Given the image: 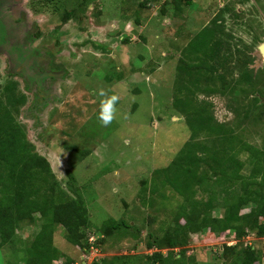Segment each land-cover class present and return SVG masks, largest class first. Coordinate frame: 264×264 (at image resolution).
<instances>
[{"label":"rangeland","instance_id":"374dc122","mask_svg":"<svg viewBox=\"0 0 264 264\" xmlns=\"http://www.w3.org/2000/svg\"><path fill=\"white\" fill-rule=\"evenodd\" d=\"M142 2L0 3V89L12 81L26 94L18 108L11 109L29 141L50 160L60 182L56 195L64 190L73 197L81 195L90 212L85 250L71 244L64 226L55 224L53 241L61 252L55 264L68 257L75 264H93L118 254H148V231L172 224L182 198L172 187L161 186L164 175L157 170L171 166L191 135L184 116L173 106L177 86L185 81L181 58L188 42L223 8L231 36L226 40L233 52L229 62L241 72H251L248 83L257 84L259 92L250 97L239 94L243 102L216 93L197 97L212 104L210 111L226 128L264 149V58L259 50L264 42V0H196L180 9L170 0H148L145 6ZM99 89L119 97L108 126L98 120ZM256 96L260 105L251 107L248 102ZM198 138L213 141L204 132ZM238 155L247 159V153ZM155 187L162 192L153 195ZM208 197V192L198 190L196 198ZM110 217L124 219L134 227L130 232L142 233L104 234L101 227ZM41 221L37 217L17 230L18 243L0 249V264H22L23 249L40 231ZM244 240L264 246V240L254 236ZM220 242L207 232L193 235L190 252L200 262L222 264Z\"/></svg>","mask_w":264,"mask_h":264},{"label":"trees","instance_id":"16d2710c","mask_svg":"<svg viewBox=\"0 0 264 264\" xmlns=\"http://www.w3.org/2000/svg\"><path fill=\"white\" fill-rule=\"evenodd\" d=\"M170 1L180 9L196 0ZM221 11L188 42L183 51L186 57L181 58L185 81L177 86L173 106L184 116L191 135L171 166L157 170L164 175L161 186L172 187L182 198L173 214L169 212L172 224L164 230L148 231L150 253L118 254L93 264H208L200 262L189 248L193 235L204 232L221 241L217 247L224 259L222 264H264V246L244 243L249 235L264 240V149L245 142L236 129L226 128L210 111L212 104L197 97L198 93H216L243 102L239 94L250 97L259 92L257 84L248 83L252 73H242L229 62L233 52L225 29L227 8ZM18 89L17 82L12 81L0 89V249L18 243L17 230L42 217L40 231L23 249L22 264H55L61 257L53 241L55 224L64 226L71 244L85 250L89 248L90 234L85 229L90 226V212L81 195L73 197L66 190L56 195L60 182L50 160L29 141L11 109H17L27 97ZM254 98L248 103L258 107L260 97ZM243 109L247 110L241 105ZM203 132L213 141L200 140ZM243 152L247 159L241 160L238 154ZM244 167L249 169L244 171ZM199 189L208 192L207 200L196 198ZM160 191L161 187H155L151 193ZM245 208L249 211L242 213ZM133 228L126 220L113 217L101 227L104 234L114 230L124 235ZM138 233L142 229H136L133 236L138 237ZM233 240L235 243L228 244ZM63 264L75 261L68 257Z\"/></svg>","mask_w":264,"mask_h":264},{"label":"clouds","instance_id":"9594fccd","mask_svg":"<svg viewBox=\"0 0 264 264\" xmlns=\"http://www.w3.org/2000/svg\"><path fill=\"white\" fill-rule=\"evenodd\" d=\"M97 95L101 98L98 120L103 126H108L114 119L116 104L119 97L115 94L109 95L104 89H99Z\"/></svg>","mask_w":264,"mask_h":264},{"label":"water","instance_id":"95a60500","mask_svg":"<svg viewBox=\"0 0 264 264\" xmlns=\"http://www.w3.org/2000/svg\"><path fill=\"white\" fill-rule=\"evenodd\" d=\"M260 53L262 57L264 58V42L259 46Z\"/></svg>","mask_w":264,"mask_h":264},{"label":"built area","instance_id":"2783aa9c","mask_svg":"<svg viewBox=\"0 0 264 264\" xmlns=\"http://www.w3.org/2000/svg\"><path fill=\"white\" fill-rule=\"evenodd\" d=\"M250 236H251V235H249L248 237H250ZM92 239H93V238H91V240H90V242H91V243H93ZM233 243H235V241H234V240H233V241H230V242H228V244H233Z\"/></svg>","mask_w":264,"mask_h":264},{"label":"flooded vegetation","instance_id":"af4514ba","mask_svg":"<svg viewBox=\"0 0 264 264\" xmlns=\"http://www.w3.org/2000/svg\"><path fill=\"white\" fill-rule=\"evenodd\" d=\"M2 0H0V3H1Z\"/></svg>","mask_w":264,"mask_h":264}]
</instances>
